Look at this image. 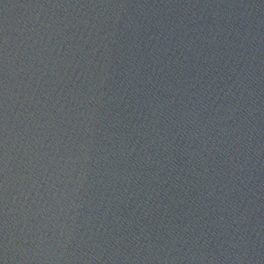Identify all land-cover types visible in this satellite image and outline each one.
<instances>
[{
  "label": "water",
  "instance_id": "1",
  "mask_svg": "<svg viewBox=\"0 0 264 264\" xmlns=\"http://www.w3.org/2000/svg\"><path fill=\"white\" fill-rule=\"evenodd\" d=\"M0 264H264V0H0Z\"/></svg>",
  "mask_w": 264,
  "mask_h": 264
}]
</instances>
